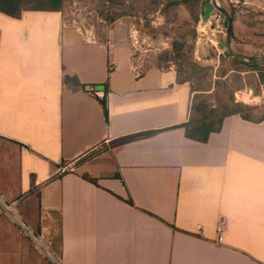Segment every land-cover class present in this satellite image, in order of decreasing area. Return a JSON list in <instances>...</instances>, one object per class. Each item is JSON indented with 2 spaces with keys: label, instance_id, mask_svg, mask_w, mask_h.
<instances>
[{
  "label": "crops",
  "instance_id": "obj_1",
  "mask_svg": "<svg viewBox=\"0 0 264 264\" xmlns=\"http://www.w3.org/2000/svg\"><path fill=\"white\" fill-rule=\"evenodd\" d=\"M130 26L0 12V194L36 231L57 222L60 264H264V119L188 138L190 82L137 63Z\"/></svg>",
  "mask_w": 264,
  "mask_h": 264
},
{
  "label": "rangeland",
  "instance_id": "obj_2",
  "mask_svg": "<svg viewBox=\"0 0 264 264\" xmlns=\"http://www.w3.org/2000/svg\"><path fill=\"white\" fill-rule=\"evenodd\" d=\"M218 3L229 16L232 14V56L241 54L259 59L264 56V11L253 10L230 0H119L121 5L107 7L99 0H66L62 15L66 24L92 30L102 38L111 17H125L130 23V35L136 31L138 43L131 37L134 57L144 67L159 66L181 70L188 79L193 99L202 93L208 100L222 106L231 105V98L258 109L251 111L253 119L264 115V83L235 65L227 56V19L217 9L206 18V4ZM132 3L133 7L130 6ZM258 91V95L255 94ZM198 100V99H196ZM2 216V215H0ZM2 225L6 233L0 238V264H42V258L51 263L29 237L8 215ZM9 217V218H8ZM48 229L51 251L59 257L58 224ZM11 241H14L11 243ZM10 242V244H9ZM16 243V244H15ZM22 250L29 260L20 261ZM11 258V260L9 258Z\"/></svg>",
  "mask_w": 264,
  "mask_h": 264
},
{
  "label": "trees",
  "instance_id": "obj_3",
  "mask_svg": "<svg viewBox=\"0 0 264 264\" xmlns=\"http://www.w3.org/2000/svg\"><path fill=\"white\" fill-rule=\"evenodd\" d=\"M102 4L107 5V7H115L121 5L118 3L119 0H99ZM244 0H240L243 2ZM66 0H0V12L10 15L12 17H20L24 11H55L62 12L63 6ZM132 3L130 6L133 7ZM232 17V14H230ZM118 17H111L108 19V25H111L116 21ZM227 56L232 59V63L235 65H243L245 69L238 70L233 68V70L239 72H248L253 77H256L258 84L264 83V61L262 62H251L240 59L236 56H232L229 52ZM254 59V58H252ZM180 81L189 82L188 79H183L181 77V70H177ZM65 82L69 83L75 89H85L77 77H65ZM108 83H105L107 86ZM258 95V91H255ZM205 94L198 93L192 101L191 116L188 122H186L183 127L185 128L186 135L192 140L199 142H206L212 133L219 132L222 128L224 119L232 114H238L246 120H263L264 115L258 119H253L250 115L251 111L258 109L257 106H250L244 104L243 102L237 101L234 97L231 98V105L226 107V111H221L222 106H217L211 103L207 97L202 96ZM100 103L104 109V114L108 120V106L107 99L104 96L100 99ZM151 132L143 133L140 135H135L129 137V139L137 138L143 135H148ZM123 141V140H122ZM95 182V181H94Z\"/></svg>",
  "mask_w": 264,
  "mask_h": 264
},
{
  "label": "built area",
  "instance_id": "obj_4",
  "mask_svg": "<svg viewBox=\"0 0 264 264\" xmlns=\"http://www.w3.org/2000/svg\"><path fill=\"white\" fill-rule=\"evenodd\" d=\"M218 4V3H217ZM131 37L135 41L134 44L138 43L136 38V31L131 33ZM137 63H140V60H137ZM75 168L72 163H68L65 165H62L58 171L60 173L65 172H72ZM0 215H8L12 218V220L19 225V227L22 229V231L29 237V239L36 245V247L44 253L52 264H60L59 257H56L54 253L51 251V242L47 239L48 230L47 229H40L39 231H36L32 229L19 214L8 204H6V201L4 200L3 196L0 194ZM223 230L222 226L218 227V233L221 234Z\"/></svg>",
  "mask_w": 264,
  "mask_h": 264
},
{
  "label": "water",
  "instance_id": "obj_5",
  "mask_svg": "<svg viewBox=\"0 0 264 264\" xmlns=\"http://www.w3.org/2000/svg\"><path fill=\"white\" fill-rule=\"evenodd\" d=\"M214 8L217 9L227 19V48H228L229 53L232 54L233 52L230 48L232 19L225 9L221 8L216 2L213 5L209 1L206 4V11H205L206 18L209 17L210 13L213 11ZM234 55L236 57L243 59V60H246V61H251V62H254V61L255 62H262V61H264V56L259 58V59H252V58H248V57L241 55V54H234Z\"/></svg>",
  "mask_w": 264,
  "mask_h": 264
}]
</instances>
